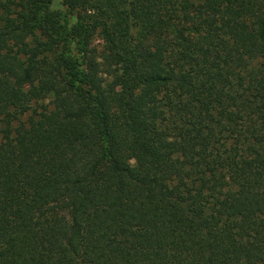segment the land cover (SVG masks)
<instances>
[{
    "label": "trees",
    "instance_id": "16d2710c",
    "mask_svg": "<svg viewBox=\"0 0 264 264\" xmlns=\"http://www.w3.org/2000/svg\"><path fill=\"white\" fill-rule=\"evenodd\" d=\"M55 2L0 0V264H264V0Z\"/></svg>",
    "mask_w": 264,
    "mask_h": 264
},
{
    "label": "rangeland",
    "instance_id": "374dc122",
    "mask_svg": "<svg viewBox=\"0 0 264 264\" xmlns=\"http://www.w3.org/2000/svg\"><path fill=\"white\" fill-rule=\"evenodd\" d=\"M57 1H58V0H56V2H55L54 5H53L54 8L59 6V4L57 3ZM97 42H99V41H96L95 43H97Z\"/></svg>",
    "mask_w": 264,
    "mask_h": 264
}]
</instances>
